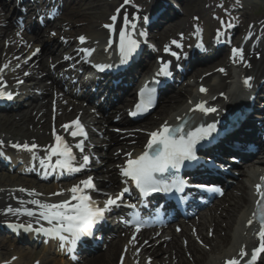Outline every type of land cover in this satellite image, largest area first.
Returning <instances> with one entry per match:
<instances>
[{
  "label": "bare ground",
  "instance_id": "6f19581e",
  "mask_svg": "<svg viewBox=\"0 0 264 264\" xmlns=\"http://www.w3.org/2000/svg\"><path fill=\"white\" fill-rule=\"evenodd\" d=\"M133 1L138 5L143 3L142 0ZM0 2V18H4L6 15L8 16V5L5 4V0H0ZM182 3H184L183 10L185 17L174 21L176 19L175 17L180 15L178 11L161 26L154 24L151 27V39L160 40L159 51L155 54V62H153V59H150L153 54L147 53L148 48H145L144 58L142 57L138 66L140 67V72L134 74L133 87L125 91L126 96L123 97L126 98L125 102L129 103L132 101L129 97L135 98L139 95V91L137 88L135 89L136 84H143V80H146L150 75L149 73L152 72V67L157 65L156 67L159 66L161 69L163 64L170 62L171 73L173 66L178 67L179 65L183 66L185 64V60L177 62L172 57L171 53H179V48L172 43H168L166 45L167 47L165 46V48L170 50L169 54L164 55V53H160L163 48L161 44L165 42L162 41V37L168 38L178 30H182L183 35L187 33L196 35L195 31L191 28L193 20H195L196 16H200L204 12L198 4L195 5V0H182ZM123 4L122 0H113L112 2L110 0H68L62 7H54L52 11L47 9L55 13L50 17L47 16V19L40 26L37 24L36 29H34L35 32L27 27H24L25 30H19L18 25L11 18H8V29L2 30L0 34V91L4 92L5 95L8 93L14 95L13 97L18 104L22 100L29 99L31 92L35 91V88H38L43 83L37 77L38 71L40 70L44 71L40 77L50 79L52 84L46 85L43 92L29 102V108L23 109L22 107H15L12 112L0 111V132L9 135V140H2L3 142L0 143V151L3 152L1 150L3 148L6 151H12L14 153H24L26 155L25 158H29L27 163L28 167H26L24 173L29 176H32L33 173L40 175L44 165L41 164V160L50 152V147L57 144L56 136L62 138L68 137L73 143L76 142L75 138L78 133L76 136L71 135L76 129L73 125L66 123L71 115L75 113L74 115L81 117L90 129L91 135L87 138L88 154L90 155L89 162L86 165L87 169L85 168L72 176L53 175L43 176L42 178L32 176L35 177L32 180L15 175L0 174V186L7 187L4 191L0 192V224L3 222L14 223V226L16 225L15 227L17 228L16 230L20 232L25 230L24 224L27 226V224L32 225L34 223L38 227L35 230L38 231L52 228L53 225L40 217L39 213L41 209L33 201L52 204L70 200L72 195L70 189L76 185H80L83 188V194H96L99 189L84 188L81 184L82 181L88 180L89 176L81 177L71 182L72 178L75 179V177L91 172V165L94 163H97L98 166L90 176L98 179V175L100 176L102 173H106L110 178L108 183H101L106 184L108 187L106 188L109 189L106 191L108 196L106 195L104 197L101 195L102 197L99 201H93L100 208H104L109 197H117L119 195L117 192L125 188L124 176L118 174L120 178H116L114 171L118 170L121 173V170L124 169L123 165L125 162L130 158L135 159L144 153V146L149 143L151 133L162 130L165 124L170 126L179 122L186 115L190 119L189 126L193 123L205 127L211 123L216 124L219 121H223L230 112H232L231 117L235 115V110L238 107L248 106L252 99L256 97V95L250 94V91L253 86L264 81V37L258 39L256 33L259 30L264 31V21L258 24L257 29L255 27L252 28L248 35L240 32L234 37L233 44L237 47L241 46L243 49V61L240 58H235L234 62L232 53L227 49L215 61L197 68L193 72H197L195 75V90H192V85H188V89L176 91V96L172 98L167 97L168 106L165 108V117L163 116V120L161 118L152 124L146 123V127L144 128L143 126L145 125L135 127L127 126L129 122L109 119L111 118L109 114H113L115 117L124 114V105L115 107L113 105L116 103H106L109 104L108 107H98L99 113H102V116H100L102 121L97 122L92 112L93 107L90 106V110L85 109V105L81 104L74 96L68 98L69 94L67 95L66 93H69V89L62 80V78L66 77V73L61 68L63 62L57 61L56 58H59L63 54V48L60 45L62 43L64 48H73L75 46V48L80 49L86 60V67H97L99 69L101 66L107 67L114 65L122 58L119 49V32L124 29L123 18L125 16L130 21L126 31L131 36L136 32L137 36H133L132 38L138 43H143L144 36L147 34L143 32L144 17L141 19L142 22H139L135 19V15L144 12V8H133L131 2L128 5L125 4L123 6ZM43 7L40 4L38 7H21L20 10H24L27 20L31 23L35 21L37 13ZM121 7L122 11L119 15V20L115 22L111 17L117 15L115 13L116 8ZM154 7L157 8V11H160L163 7L168 9L169 4L166 2L158 6V1L152 0L150 9ZM16 9L19 10V6L15 5L14 10ZM101 18H103L102 24L99 22ZM131 22L136 24L135 30L131 29ZM105 25L115 26V29L105 27ZM45 28H49L55 35L59 37L62 35V38L66 37L70 41L67 42L64 40L65 42H62L60 40V48L58 50L53 51L46 48L41 56L36 50L39 49L41 43H45L42 39ZM59 30L62 31V34L59 33ZM155 30L160 31L159 37L153 35ZM25 31L28 33H25ZM229 31L230 29H226V33ZM80 37L85 38L84 43H81ZM73 38H76V41ZM215 40L219 41L217 34H215ZM193 45L197 46L196 40H194L191 47ZM29 46L30 49L28 50ZM86 50L91 51L87 52ZM143 50L144 48H142ZM25 51H28V53L22 59ZM55 54L56 57L54 59L53 56ZM62 58H65V56ZM146 59H149V61ZM211 65H216L218 68L216 72L203 76V69L206 70ZM10 66L14 67L10 68ZM72 66L74 67L70 63L69 67ZM73 67L68 69V72L71 71L72 74H76V78L72 81L71 87L78 89L79 85L74 86V83H79L77 80L85 76V74L81 69L78 70L77 67L73 69ZM82 68L84 70L85 66L83 65ZM26 71L30 72L25 73ZM52 71H56L54 77ZM64 71L66 72V70ZM56 74L57 77L55 78ZM58 77L61 79H58ZM166 77L164 76L163 79ZM249 78L250 86H243L245 79ZM21 79L22 82H20ZM228 79L229 82L227 81ZM127 80L125 78L124 82ZM202 88L206 91L202 92ZM115 92L116 89H109V87L93 90L97 100L105 98L104 100L107 102L111 100L108 96L113 95ZM217 94L218 96H216ZM70 95H73V92L72 94L70 92ZM3 99L4 97H0V100ZM256 101L260 102V99L257 97ZM201 104L205 108L217 107L218 111L205 114L198 108V105ZM253 109H255V106ZM54 113L55 118L52 119L51 115ZM252 124L253 122L241 125L242 128L238 131L239 135H235V139L238 142L235 145L231 142L229 144L230 148L222 149V153L229 154L228 151L233 150L236 154H244L252 146L259 145L261 139H255L259 132V127L255 128ZM256 124H259L258 120ZM65 125H68L67 129ZM111 125H116L118 130H121L120 133L115 132V129ZM232 125L234 126L231 129L237 124L232 122ZM100 126H102L101 130L99 129ZM215 132H217L216 129L213 133ZM103 135L110 143L106 147V151L103 152L105 154L98 158L94 152L99 148V138ZM81 140H83V137L78 139V144ZM34 143L39 147L36 153L33 151L29 152L23 148L18 149L13 147L14 144H28L31 146ZM240 157L239 155L237 158ZM31 164L35 165V167ZM235 173L238 174V178L234 182L236 186L234 190H230V195L227 196V193L225 194L228 197L225 203L218 206L214 205L207 209L209 211L208 214H201L198 218L189 222H180L177 227L167 226L168 231L171 233L165 240L163 236L153 237L150 231H143L137 236L133 235V233L125 236L120 235L117 240L104 246L105 249L98 250L97 252L93 251L91 254L86 253L87 256L79 260H76L78 257L75 259L72 254L69 257L63 252L57 253L53 246L49 247L48 245L43 249L46 254L44 257H42L41 253L35 252V250L25 253L24 245L19 243L20 245H13L11 247L10 252L14 250L17 253L15 252L9 264H146L148 260H151L150 264L226 263V261L240 256L241 250L247 252L252 249V246L259 239L256 226L253 223L249 225V221L252 220V210L256 200V186L259 185L264 174V149L261 150L253 161L243 164ZM39 181L43 184H40ZM21 189L24 191H21ZM55 193L62 194L55 195ZM71 202L73 204L76 203L75 201ZM9 208L13 211L9 212ZM28 211L33 212L34 215H27L26 213ZM154 213H161V211ZM39 222H45V225L41 226L37 224ZM192 227L196 234L191 231ZM102 228L106 231L108 229L111 230V225L109 224L108 227ZM33 233L26 231V234L29 235ZM124 234H127V232H124ZM148 237H152V239L144 243ZM47 238L49 239H46V244H48V241L50 244L55 242L54 238L50 236H47ZM86 241L87 239L85 237L78 243L82 244L84 248L87 245ZM160 244L163 246L162 250H158L157 248ZM35 245L37 244L32 246ZM8 247L9 244L0 238V256H4V254L9 252ZM63 247L64 251H66V248H69L68 246ZM3 250L4 252H2ZM34 259L36 262H34Z\"/></svg>",
  "mask_w": 264,
  "mask_h": 264
},
{
  "label": "snow or ice",
  "instance_id": "6c2138e0",
  "mask_svg": "<svg viewBox=\"0 0 264 264\" xmlns=\"http://www.w3.org/2000/svg\"><path fill=\"white\" fill-rule=\"evenodd\" d=\"M125 4H128L130 0H124ZM113 21L117 19L114 15L111 17ZM138 20L139 17H136ZM147 21V17L143 18ZM124 29L119 32V49L122 56V62H127V60L132 55L133 51L139 47L138 42L132 38L131 34L126 31L130 21L127 16L123 18ZM105 27H112L111 25H105ZM136 24L131 22V29L135 30ZM143 35V33H141ZM81 43L85 42L84 37H80ZM177 47H181L176 41H173ZM39 52V49L36 50ZM90 52L91 50H86ZM167 51V49H166ZM233 59L239 57L243 61V50L233 48ZM173 56L177 54L175 52L171 53ZM179 58V57H177ZM170 62L163 64L160 72L157 75L170 76L171 73L168 71ZM221 71H223L221 69ZM249 79L244 81L245 85H249ZM154 89L145 88L141 91V103L137 105V111L142 110L146 106H151V93ZM201 91H206L201 89ZM5 93L0 91V97H4ZM7 99H12L11 93L7 94ZM200 111L205 114L209 112H216L215 108H205L202 104L198 105ZM133 112L132 115H136ZM77 128H79L81 135H85L83 128L78 122H75ZM68 128V125H65ZM216 129V124L212 123L205 126H200L194 131L185 132L184 126L169 127L165 124L162 130L151 133V139L146 146L145 152L135 159H129L127 161L126 168L122 169V175L124 177L130 178L134 182L136 189L143 197H148L154 193H171V192H183L185 187H187V182L180 179L178 176H174L170 181L166 179V176H171L173 173H178L182 166H184L185 161H194L197 159L196 156V145L202 140L210 136L212 132ZM71 135L76 136L77 132L73 131ZM57 144L50 147L49 161L51 156H56L58 159L55 162L54 167H58L61 170H67L68 172L80 171V168L73 167L72 161L74 156L71 153L70 148L64 144L60 136H56ZM2 143V142H0ZM15 148H23L29 152H32L37 146L28 144L20 145L14 144ZM77 147L83 151L82 145L78 144ZM131 156V154H129ZM84 164L87 165L89 162V157H83ZM45 163L41 160V164ZM49 167L53 165L49 164ZM264 180V178H262ZM81 184L84 188H94L92 179L82 181ZM196 187H204L203 185H196ZM257 195L259 199L257 200V211L253 213V217H259L260 229L257 233L259 238V246L253 250L251 253V264H255V261L262 253H264V188L262 185H257ZM208 190L218 191L216 188H210ZM21 191H24L21 189ZM72 193L70 200H64L60 203H42L40 201H33L41 209L39 215L42 219L47 221L49 224L53 225L52 228L44 229V233L54 239H58L62 246H71L72 250H75V245L83 240L85 237H91L94 235L95 227L102 223L105 219V212L109 210L112 206L119 207L117 203L121 200L125 193H129L130 189L125 187L122 192L116 197H109L105 207L100 208L87 194H83V188L80 185H76L70 189ZM62 193H55V195H61ZM71 201H75L73 204ZM130 207L135 208V205ZM9 212L13 211L11 208L8 209ZM19 211V210H17ZM29 216L34 215L33 212L28 211L26 213ZM252 220L249 221L251 225ZM142 226V222L137 221L135 227L139 231ZM31 228V226H28ZM241 257L247 255L246 252L241 250ZM226 264H240L239 260L233 258L226 261Z\"/></svg>",
  "mask_w": 264,
  "mask_h": 264
},
{
  "label": "rangeland",
  "instance_id": "374dc122",
  "mask_svg": "<svg viewBox=\"0 0 264 264\" xmlns=\"http://www.w3.org/2000/svg\"><path fill=\"white\" fill-rule=\"evenodd\" d=\"M34 1V0H33ZM65 3H67L68 0H64ZM88 1V0H86ZM113 0H110V2H112ZM123 3L124 0H122ZM141 1V0H139ZM143 3L141 4H137L136 2H134L133 0H130V2L133 4V8H137V7H143L144 8V12H141L138 17H139V21H141V19L146 15V16H150V11L153 10V11H157V8H153V9H150V6L152 4V0H142ZM156 1V0H154ZM165 0H158V6L161 5ZM194 1V0H193ZM196 4L199 5L200 9L204 12V13H201L200 16H196L195 17V20H193V23H192V29L195 31L196 35L192 34V33H187L186 35H183L184 33H182V30H178L176 31L174 34L170 35L168 38H165V37H162V41H165L164 43H162V52L165 51V52H169V49L168 48H165V46L168 44V43H173V41H176L178 44L181 45L180 48V51L183 49V46L185 45V49L187 50L188 47H191L192 43L194 42V40H196V43L198 44V42H204L207 43L208 41H211L212 38L214 37V33H218L222 31V29H224L223 27H229V28H235V27H238V33L240 32H243L244 35H248L251 31V29L253 27H258V24L261 23V21H264V0H195ZM44 2L47 3L48 6H52L53 3L55 2V0H44ZM43 0H40L39 2H36L35 3H27L24 4L25 8H29L30 6H32V4L34 5H38V3H42L43 6H47L46 4H44ZM129 2V3H130ZM151 2V3H150ZM5 4L8 5V16L6 15V17L4 18H0V34L2 33V30L4 29H8V18H11L13 20L14 23H16L18 25V16H17V10L14 12V7H15V4H16V0H5ZM174 6L172 5L170 7V11H169V15L168 16H162L160 17L159 19L161 21H165L167 22L168 18L172 17L173 15H175L178 11V13H180V15H178V17H175L176 19H174V21H177L178 19H181L184 16V3H182V0H173V3H172ZM157 6V5H156ZM0 8H1V2H0ZM48 8V7H45V9ZM149 8V10H148ZM117 9V8H116ZM14 13V14H13ZM43 15V14H42ZM20 17H22L21 15H19ZM40 17L36 16L35 19L36 20H39ZM43 17L41 18V22L43 21ZM102 19H99V22L100 24H102ZM30 22V21H29ZM61 22V21H60ZM60 22H57V23H60ZM172 22V21H171ZM27 18L25 17L24 21L19 23L21 24V26H26L28 27L30 24H27ZM160 26L162 25V23L159 24ZM19 27V25H18ZM33 28H35V26L32 25ZM19 30L20 27H19ZM25 30V29H23ZM51 32V33H50ZM155 32V33H154ZM153 32V35L156 36V37H159L158 35H160V31L158 30H155ZM25 33H28L27 31H25ZM59 33L62 34V31L59 30ZM215 33V34H216ZM257 34V38L258 39H261L262 37H264V31L262 32V30H259V32L256 33ZM43 40L45 41V43H41L39 45V54L42 56V52H44V50L47 48L49 50H58L60 47H59V42L60 40L62 41V35L59 37L57 35H55L52 31H50L49 28H45L44 31H43ZM1 38H3V36H1ZM64 39H67L66 37L63 38ZM75 41H76V38H73ZM179 39V40H178ZM68 40V39H67ZM53 41V42H52ZM70 40H68L69 42ZM72 41V40H71ZM153 42V41H152ZM155 42L157 44V47H160L159 45V42L160 40H157L155 39ZM154 42V43H155ZM184 44V45H183ZM61 47L63 48V54L60 55V57L56 58L57 61L61 60V58L63 57V55L65 53H68L69 51L71 52L70 49L68 48H64L62 43H60ZM176 45V44H174ZM167 47V46H166ZM30 49V46L28 47V50ZM167 49V51H166ZM80 50V49H79ZM243 50V49H242ZM75 54H79L81 53L80 51H74ZM161 52V53H162ZM28 51H25L22 55V59H24L27 55ZM58 54V53H57ZM74 54V55H75ZM66 55H71V54H66ZM180 55V54H179ZM56 57V54L53 56V58L55 59ZM68 60H72L70 57ZM68 60H64V61H68ZM70 62V61H68ZM67 64V63H65ZM64 64V65H65ZM15 65V64H14ZM14 66H10V68H12ZM218 68L216 67V65H211L210 67H207L206 70H204V73H203V76H207L211 73H214L216 72ZM30 71H26L25 73H29ZM24 73V74H25ZM44 73V71L40 70L38 71V74H37V77L40 78L41 81H43L42 84H40V86H38L37 91L41 90L43 91L44 87L46 85H50L52 84V81L50 79H46V77H40L42 76ZM53 73V77H54V73H56V71H52ZM137 73V72H135ZM197 72L193 73L190 77H188L179 87L176 91H180L182 89H188L190 85H192V90H195V84H196V79H195V75H196ZM24 74H22V76H24ZM52 75V74H51ZM198 75V74H197ZM69 75H67L68 77ZM57 77V75H55V78ZM243 78V77H242ZM58 79H61L60 77H58ZM63 80V79H62ZM21 81V80H20ZM64 81H66V79H64ZM229 82V79L227 80ZM241 82V81H240ZM65 85L68 86V89H69V93L67 92L66 94L68 95L69 94V97L70 96H74L76 93H73V95H70V92L72 94V92H74L75 90L70 88L68 83L67 82H64ZM189 85V86H188ZM33 94L34 93H37V92H32ZM223 92H221L222 94ZM176 92L173 93V94H170V98L176 96ZM224 95V93H223ZM213 96V95H212ZM218 96V94L216 95ZM80 102V101H79ZM168 101L165 102V104H163L161 106V108L157 111V113L155 115H153L150 120L147 122V124H152L158 120H163L165 115V108L166 106H168ZM25 100H23L21 102L20 105L23 104V109H27L29 108V103H26ZM54 104V103H53ZM55 112V111H54ZM75 114V113H74ZM71 115L68 119H67V122L66 123H70L72 122L73 118L75 117V115ZM52 116V119L55 118V115H51ZM109 116L111 118V120H114L115 119V116H113V114H109ZM164 116V117H163ZM97 121H102V120H97ZM161 123V122H159ZM146 127V123L144 124ZM117 128V127H116ZM2 140H9V135L8 134H5V133H2L0 132V142H3ZM110 142L106 139H104L103 142H101L100 140V149L102 150L100 154H102V152H105L106 149H105V146L106 144H109ZM34 145L37 146V144L34 143ZM37 149H39V147L37 146L33 152L36 153ZM2 151H0V154H3L5 156H0V167H9L10 169H3L0 170V174H8V175H15V176H19V177H25L26 179H32L34 180L35 178L32 177V176H29V175H26V173H24V169L25 167H27V159L24 158L26 155L21 154L19 152H12V151H6L5 149L1 148ZM105 154V153H103ZM16 156H21V163H19L17 165L18 162L15 161V157ZM14 165H17V168L21 167V171H16V169L14 171H12V167H14ZM97 165V164H96ZM103 174V173H102ZM114 175L115 177H118L117 175V170L114 171ZM109 175H107L106 173H104V175L102 176V181L104 182H109ZM100 180V179H98ZM106 180V181H105ZM40 184H43L41 181H39ZM98 183L100 184V182L98 181ZM236 185H233V187H231V189H229V191H227V196L230 195V190H234ZM7 187L5 186H0V192L1 191H4ZM105 189V188H104ZM225 196L224 198L216 201L214 203V205L218 206L222 203H225L226 200H228V197ZM213 205V206H214ZM212 207V206H211ZM209 211H207V209H205L203 211V213L201 214H208ZM6 223V224H5ZM4 227V228H1ZM13 228L14 226H12L10 224V222H3L0 224V238L3 239L7 244H9V252L7 254H4V256H0V264H9V261L13 258V255H15V252L13 250V252H10L11 251V247L13 245H20L17 241H16V237L12 238V231H13ZM10 230V231H8ZM195 234V230H192ZM14 232V231H13ZM61 244L60 241L57 242V244ZM41 245H35V246H25L24 245V251L25 253H28L29 251H32V250H35V252H39L42 254V257H44L46 254L44 253L43 249H45L46 247V243L44 240H42V243H39ZM23 245V244H22ZM158 250L159 249H163V246H158L157 247ZM58 249H61V248H58ZM1 251V250H0ZM4 252V250L2 251ZM23 252V251H22ZM17 253V252H16ZM40 254V256H41ZM34 262L35 259H34Z\"/></svg>",
  "mask_w": 264,
  "mask_h": 264
}]
</instances>
